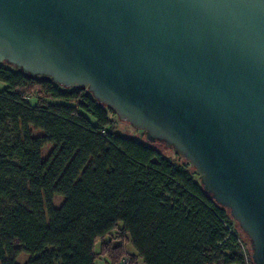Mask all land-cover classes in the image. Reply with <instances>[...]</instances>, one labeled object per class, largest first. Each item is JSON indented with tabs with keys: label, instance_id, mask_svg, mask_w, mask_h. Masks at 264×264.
<instances>
[{
	"label": "water",
	"instance_id": "water-1",
	"mask_svg": "<svg viewBox=\"0 0 264 264\" xmlns=\"http://www.w3.org/2000/svg\"><path fill=\"white\" fill-rule=\"evenodd\" d=\"M0 63L181 156L264 264V0H0Z\"/></svg>",
	"mask_w": 264,
	"mask_h": 264
},
{
	"label": "trees",
	"instance_id": "trees-1",
	"mask_svg": "<svg viewBox=\"0 0 264 264\" xmlns=\"http://www.w3.org/2000/svg\"><path fill=\"white\" fill-rule=\"evenodd\" d=\"M0 81V264L22 252L24 264H119L127 243L130 264H245L242 246L253 264L185 160L113 133L115 113L85 88L2 63Z\"/></svg>",
	"mask_w": 264,
	"mask_h": 264
},
{
	"label": "rangeland",
	"instance_id": "rangeland-1",
	"mask_svg": "<svg viewBox=\"0 0 264 264\" xmlns=\"http://www.w3.org/2000/svg\"><path fill=\"white\" fill-rule=\"evenodd\" d=\"M5 88H6V84L0 81V91L4 90ZM110 121H111V128L113 130V133L120 135L122 137L139 139L145 142L142 131L136 130L133 127H131L129 124L120 121L115 114L110 115ZM152 145L155 146L164 157L169 158L170 160L176 163L183 162L182 158L178 154L174 153L173 151L169 149L164 148L161 144H152ZM51 148H52V145H49L42 150V153H41L42 159H45L48 156ZM62 201H63L62 197L60 196L55 197L53 200V206L58 208L60 204L62 203ZM244 240H246V238H244ZM124 248L132 251V247L129 244L127 245L125 244ZM95 249L96 251L98 250V245H96ZM27 259H28V254H26L25 252H22L16 258L15 263L24 264ZM138 261L141 262V259H139ZM100 262L101 261L96 262V264H101Z\"/></svg>",
	"mask_w": 264,
	"mask_h": 264
},
{
	"label": "crops",
	"instance_id": "crops-1",
	"mask_svg": "<svg viewBox=\"0 0 264 264\" xmlns=\"http://www.w3.org/2000/svg\"><path fill=\"white\" fill-rule=\"evenodd\" d=\"M113 244H114V245H117L118 242H113ZM127 244H129V243H127ZM127 244H126V245H127ZM129 245H130V244H129ZM130 246H131V245H130ZM125 250H126L127 253L131 254L132 256H135V252H134L133 248H132V251H131V250H127L126 248H125ZM138 260H139V259L136 260V263H135V264H143V263H142V260H141V262H139ZM99 261H101V262H100L101 264H109V260H108L107 258H102V257H101V258H98V259L96 260V262H99ZM96 262H95V264H96Z\"/></svg>",
	"mask_w": 264,
	"mask_h": 264
},
{
	"label": "built area",
	"instance_id": "built-area-1",
	"mask_svg": "<svg viewBox=\"0 0 264 264\" xmlns=\"http://www.w3.org/2000/svg\"><path fill=\"white\" fill-rule=\"evenodd\" d=\"M243 255L245 257V264H249V261L247 259L246 249L244 246H242ZM130 258L131 254L127 253L119 262V264H130Z\"/></svg>",
	"mask_w": 264,
	"mask_h": 264
}]
</instances>
